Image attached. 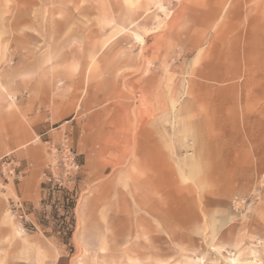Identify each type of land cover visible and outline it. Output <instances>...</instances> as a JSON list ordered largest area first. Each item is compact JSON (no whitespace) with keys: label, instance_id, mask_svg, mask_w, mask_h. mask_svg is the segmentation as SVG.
Returning a JSON list of instances; mask_svg holds the SVG:
<instances>
[{"label":"rangeland","instance_id":"rangeland-1","mask_svg":"<svg viewBox=\"0 0 264 264\" xmlns=\"http://www.w3.org/2000/svg\"><path fill=\"white\" fill-rule=\"evenodd\" d=\"M0 264H264V0H0Z\"/></svg>","mask_w":264,"mask_h":264},{"label":"trees","instance_id":"trees-1","mask_svg":"<svg viewBox=\"0 0 264 264\" xmlns=\"http://www.w3.org/2000/svg\"><path fill=\"white\" fill-rule=\"evenodd\" d=\"M44 187V184H42ZM60 192L55 198V205L60 208L61 213L57 211V208L54 207L51 217L52 222V232L57 235V238L62 242L67 243L72 236L74 228V218H73V209L75 207L76 199L74 194L68 190L57 188ZM52 195L49 194L48 198L51 199ZM41 203L44 204L45 200H41ZM42 225L47 226L48 220H40Z\"/></svg>","mask_w":264,"mask_h":264},{"label":"bare ground","instance_id":"bare-ground-1","mask_svg":"<svg viewBox=\"0 0 264 264\" xmlns=\"http://www.w3.org/2000/svg\"><path fill=\"white\" fill-rule=\"evenodd\" d=\"M230 260H231V261H233V262H236V260H237V257H235V256H232V257L230 258Z\"/></svg>","mask_w":264,"mask_h":264}]
</instances>
